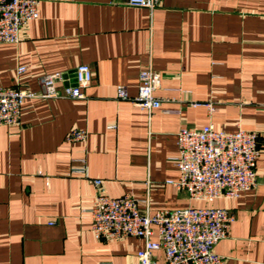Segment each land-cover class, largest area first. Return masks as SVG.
I'll return each instance as SVG.
<instances>
[{
	"label": "crops",
	"instance_id": "obj_1",
	"mask_svg": "<svg viewBox=\"0 0 264 264\" xmlns=\"http://www.w3.org/2000/svg\"><path fill=\"white\" fill-rule=\"evenodd\" d=\"M39 1L19 43L0 44V88L38 93L42 77L80 65L93 78L82 99H27L20 125L0 127V264L137 261L141 239L94 238L95 189L69 171L81 158L108 196L147 202L151 214L225 209L234 221L215 253L225 264H264V0H162L153 12L127 0ZM146 69L160 75L163 100L151 115L116 98L117 86L135 97ZM208 124L259 134L257 185L237 199L191 201L170 184L177 133ZM72 129L87 140L67 142ZM154 259L164 264L162 252Z\"/></svg>",
	"mask_w": 264,
	"mask_h": 264
},
{
	"label": "built area",
	"instance_id": "obj_2",
	"mask_svg": "<svg viewBox=\"0 0 264 264\" xmlns=\"http://www.w3.org/2000/svg\"><path fill=\"white\" fill-rule=\"evenodd\" d=\"M162 0H127L131 7L153 12ZM39 0H0V44H17L21 29L38 19ZM25 72L19 67L16 75ZM88 65H80L69 74L54 73L40 79L38 93L21 89L0 88V127L20 125L22 106L27 99H82L83 90L92 82ZM137 95L130 98L124 86L116 87V98L131 101L151 115L161 107L163 100L155 96L160 75L152 69L138 74ZM62 86V93L58 90ZM198 104H195V106ZM213 111L210 102L203 104ZM110 126L109 129H113ZM85 130L72 129L66 136L69 143L85 142ZM259 134L242 129L234 132L219 131L212 124L201 129L183 128L177 133L178 155L174 158L179 172L171 182L189 200L213 202L237 199L257 185L255 164L259 156ZM70 175L89 180L95 195L87 211L91 232L96 240L113 241L127 237L139 238L143 248L134 264H156L154 254L162 252L164 264H225L215 253L217 243L229 236L233 215L221 208H186L175 211L150 213L130 195L112 198L107 195L102 181L89 176L85 158L74 160ZM156 235L157 240H152Z\"/></svg>",
	"mask_w": 264,
	"mask_h": 264
}]
</instances>
